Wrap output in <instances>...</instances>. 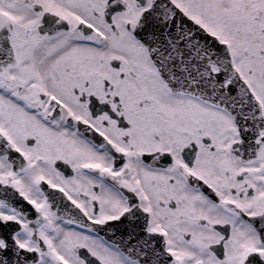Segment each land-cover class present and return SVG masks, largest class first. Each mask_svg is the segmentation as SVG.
<instances>
[{
	"label": "snow or ice",
	"instance_id": "snow-or-ice-1",
	"mask_svg": "<svg viewBox=\"0 0 264 264\" xmlns=\"http://www.w3.org/2000/svg\"><path fill=\"white\" fill-rule=\"evenodd\" d=\"M0 264H264V0H0Z\"/></svg>",
	"mask_w": 264,
	"mask_h": 264
}]
</instances>
